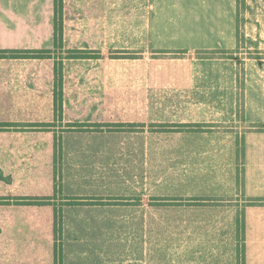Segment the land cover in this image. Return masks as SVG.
I'll return each instance as SVG.
<instances>
[{
	"label": "rangeland",
	"instance_id": "obj_1",
	"mask_svg": "<svg viewBox=\"0 0 264 264\" xmlns=\"http://www.w3.org/2000/svg\"><path fill=\"white\" fill-rule=\"evenodd\" d=\"M118 123L0 127V264H264L242 121Z\"/></svg>",
	"mask_w": 264,
	"mask_h": 264
},
{
	"label": "crops",
	"instance_id": "obj_2",
	"mask_svg": "<svg viewBox=\"0 0 264 264\" xmlns=\"http://www.w3.org/2000/svg\"><path fill=\"white\" fill-rule=\"evenodd\" d=\"M237 1L62 0V45L55 48L54 0H0V123L61 119L69 125L219 128L242 121L237 195L260 202L264 130L257 126L264 125V57L256 55L264 52V0H243L240 32ZM14 50L49 54L10 56ZM72 50L89 56L68 57ZM59 60L62 109L57 115L54 66ZM249 223L264 227V213L262 219L250 216Z\"/></svg>",
	"mask_w": 264,
	"mask_h": 264
},
{
	"label": "trees",
	"instance_id": "obj_3",
	"mask_svg": "<svg viewBox=\"0 0 264 264\" xmlns=\"http://www.w3.org/2000/svg\"><path fill=\"white\" fill-rule=\"evenodd\" d=\"M62 0H54L53 4V41L55 48L61 47L62 45ZM217 53H223L222 51H204L202 54L210 56ZM49 54V51H25V50H14L10 51V56H31V57H45ZM4 55V53H0ZM89 53L87 51L72 50L68 51V57H88ZM54 108L55 114L60 115L62 109V61H55L54 66ZM11 124L0 123V127L8 126ZM79 125H88L81 123ZM100 125V124H95ZM259 130H264V125H258ZM264 205V199H260ZM28 204H39V203H28Z\"/></svg>",
	"mask_w": 264,
	"mask_h": 264
}]
</instances>
